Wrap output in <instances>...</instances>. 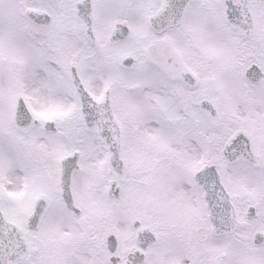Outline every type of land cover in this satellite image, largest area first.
Listing matches in <instances>:
<instances>
[{
  "label": "snow or ice",
  "instance_id": "snow-or-ice-1",
  "mask_svg": "<svg viewBox=\"0 0 264 264\" xmlns=\"http://www.w3.org/2000/svg\"><path fill=\"white\" fill-rule=\"evenodd\" d=\"M0 264H264V0H0Z\"/></svg>",
  "mask_w": 264,
  "mask_h": 264
}]
</instances>
